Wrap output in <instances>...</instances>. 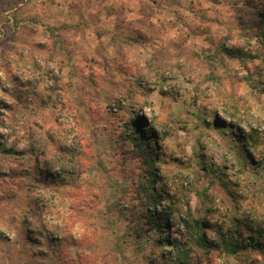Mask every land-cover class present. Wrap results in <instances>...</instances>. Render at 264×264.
<instances>
[{"label": "clouds", "instance_id": "clouds-1", "mask_svg": "<svg viewBox=\"0 0 264 264\" xmlns=\"http://www.w3.org/2000/svg\"><path fill=\"white\" fill-rule=\"evenodd\" d=\"M262 44L264 0H0V264H264V94L225 54Z\"/></svg>", "mask_w": 264, "mask_h": 264}, {"label": "rangeland", "instance_id": "rangeland-1", "mask_svg": "<svg viewBox=\"0 0 264 264\" xmlns=\"http://www.w3.org/2000/svg\"><path fill=\"white\" fill-rule=\"evenodd\" d=\"M211 3H216V0H210ZM208 24L211 25V27H215L217 29L220 28V23L217 22L215 19L208 22ZM205 26H208L207 24ZM231 40H233L235 43L233 45L234 48L237 50L243 49L246 45L249 44V41L251 37L247 35L243 29L240 31L235 32L234 35L230 37ZM261 48H264V44L260 45ZM36 49L39 52H45L46 51V45L44 43H37ZM225 54L230 55V58L233 59V61L238 64L242 69L244 75L240 77V79L237 81L238 84V93L241 98V100H244L246 97L252 102V104H255V97L249 95V91H256L257 89L261 94H264V68L261 67V64L264 63V60H262L261 54L253 49H249L246 54L244 55H232L225 49ZM247 60V64L244 63V61ZM251 65V67H249ZM67 71V70H65ZM97 71H101V69L97 66ZM255 73V75H254ZM211 79V77H210ZM255 80L254 84H249L248 81ZM229 87H231V83L229 82ZM4 103L6 107L9 109L11 108L10 105L7 104V102H0ZM38 127H43L42 125H37ZM222 127V125H220ZM51 139V137H49ZM255 147L258 149L259 144H256ZM177 160L179 157L176 158ZM252 156H248V161H251ZM255 172L256 169H253Z\"/></svg>", "mask_w": 264, "mask_h": 264}]
</instances>
